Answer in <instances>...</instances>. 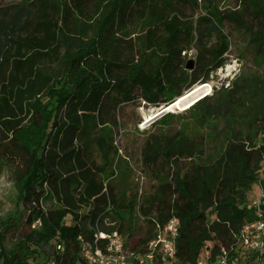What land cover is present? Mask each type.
Instances as JSON below:
<instances>
[{"label": "trees", "instance_id": "trees-1", "mask_svg": "<svg viewBox=\"0 0 264 264\" xmlns=\"http://www.w3.org/2000/svg\"><path fill=\"white\" fill-rule=\"evenodd\" d=\"M240 3L241 11L206 9L196 20L186 15L200 9L199 0L0 6V163L11 169L31 230L24 245L8 252L2 235L7 229L1 230L0 264H30L40 251H30L29 244L55 264H83L81 240L94 243L99 233L135 239L126 248L143 253L156 237V223L173 218L180 222L179 264H197L207 243L214 244L213 261L223 250L229 264L238 259L229 252L234 238L256 220L248 193L264 164V82H248V94L237 100L235 89L216 106L206 98L191 108L201 121L222 109L231 112L215 158L202 160L203 151L184 139L147 144L144 163L161 159L175 173L142 201L147 228L138 238L131 219L136 202L121 197L110 180L117 152L109 133L119 128L125 107L168 106L207 84L227 62L225 23L244 32L264 57V0ZM181 159L199 162L183 173ZM249 257L238 264H255L259 254Z\"/></svg>", "mask_w": 264, "mask_h": 264}, {"label": "rangeland", "instance_id": "rangeland-1", "mask_svg": "<svg viewBox=\"0 0 264 264\" xmlns=\"http://www.w3.org/2000/svg\"><path fill=\"white\" fill-rule=\"evenodd\" d=\"M29 1L31 0H0V6L24 4ZM199 5L198 11H187V18L196 20L200 15L206 14V9L212 8L222 13L242 10L240 0H199ZM224 32L231 43L230 51L226 55L227 62L212 73L209 82L205 84L209 86L208 91L201 92L190 107L185 110H174L170 114L158 117V110L162 107L152 108L145 106V103L141 105L137 103L125 107L118 117L119 128L108 132L117 152L113 157L112 170L109 173L110 180L121 197L136 202V210L131 218L135 226L136 238L144 234L147 228L140 213L142 201L155 193L162 179L175 173L174 167L161 159L155 165L144 163L143 151L147 144L154 139L164 141L184 139L203 151L202 160L209 157L215 158L224 147L226 119L230 118L231 112L222 109L214 119L201 121L196 119L191 108L206 98L210 99L211 105L216 106L222 98L235 89L237 93L232 97L233 100H237L238 95L248 94V82L253 84L264 82V57L256 53V48L250 44L249 37L227 23H225ZM189 59L195 60L194 56ZM196 86L186 91L184 95ZM198 162V159H181L178 167L185 173ZM262 184H264V164L260 183L253 185L248 193L249 208L254 206L262 190L264 191ZM37 229L32 228V230ZM1 230H6L2 235L5 237L3 248L7 252L24 245V238L31 231L26 223L24 208L17 201L11 169L0 163V232ZM243 230L242 227L239 234L235 236L233 248L229 251L238 259H243L242 263L250 259V253H257L254 248H248L243 243L241 237ZM125 241L130 245L135 244V239L128 241V236H125ZM213 246L214 244L207 243L205 249L211 250ZM28 247L30 251H40L34 259L29 261L30 264H52V259L47 253L31 244ZM255 264H264V255L259 256Z\"/></svg>", "mask_w": 264, "mask_h": 264}, {"label": "built area", "instance_id": "built-area-1", "mask_svg": "<svg viewBox=\"0 0 264 264\" xmlns=\"http://www.w3.org/2000/svg\"><path fill=\"white\" fill-rule=\"evenodd\" d=\"M260 183V181H259ZM264 191L254 204L256 220L243 226V243L254 248L260 257L264 255ZM39 228L36 223L33 228ZM156 237L149 243L145 252H133L126 248L125 239L117 232L111 234L99 233L94 243L81 240L83 264H179L177 260V240L180 236V222L171 219L166 224L156 223ZM58 252H63L62 246H57ZM226 252L212 260V249H203L197 264H229ZM235 259L231 264H238ZM261 262V261H260ZM52 264H55L52 262Z\"/></svg>", "mask_w": 264, "mask_h": 264}, {"label": "bare ground", "instance_id": "bare-ground-1", "mask_svg": "<svg viewBox=\"0 0 264 264\" xmlns=\"http://www.w3.org/2000/svg\"><path fill=\"white\" fill-rule=\"evenodd\" d=\"M209 86L208 85H198L196 86L192 91L189 93L185 94L181 98H178L175 102L174 105H172L169 109L168 112L171 113L174 110H185L188 107H190L193 103L195 98L201 93V92H206L208 91ZM160 110H158V113Z\"/></svg>", "mask_w": 264, "mask_h": 264}, {"label": "water", "instance_id": "water-1", "mask_svg": "<svg viewBox=\"0 0 264 264\" xmlns=\"http://www.w3.org/2000/svg\"><path fill=\"white\" fill-rule=\"evenodd\" d=\"M193 66H194V60H190L189 62H188V65H187V69L188 70H190V71H192L193 70ZM176 102H174V103H172V104H170V105H168V106H163L162 108H160V112H159V116L158 117H162V116H164V115H166V114H170L169 112H168V109L172 106V105H174Z\"/></svg>", "mask_w": 264, "mask_h": 264}]
</instances>
